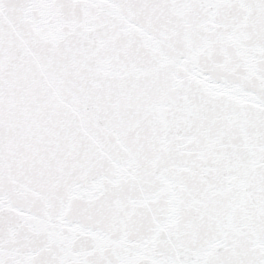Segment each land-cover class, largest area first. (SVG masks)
Masks as SVG:
<instances>
[{"label": "snow or ice", "instance_id": "1", "mask_svg": "<svg viewBox=\"0 0 264 264\" xmlns=\"http://www.w3.org/2000/svg\"><path fill=\"white\" fill-rule=\"evenodd\" d=\"M0 264H264V0H0Z\"/></svg>", "mask_w": 264, "mask_h": 264}]
</instances>
